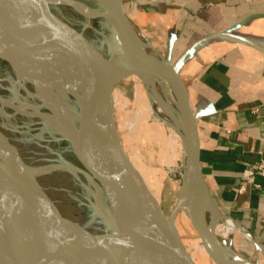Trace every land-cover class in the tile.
Returning <instances> with one entry per match:
<instances>
[{"label": "water", "instance_id": "water-1", "mask_svg": "<svg viewBox=\"0 0 264 264\" xmlns=\"http://www.w3.org/2000/svg\"><path fill=\"white\" fill-rule=\"evenodd\" d=\"M59 1L58 4L64 3L76 10H78L76 7H80L81 4L77 0ZM111 1V6L105 8L104 16L96 14L85 17L83 15L87 23L79 31L55 13L53 6L57 4L53 5L50 0H2L7 7L33 16L39 28L36 31H27L15 36L16 42L20 43H14L11 46L0 45V62L8 63L11 59L23 54L35 44L39 32H42L54 41V44L73 61L82 74L81 92L77 100L76 135L73 133L71 138H66L80 164L77 167L93 178L116 213L118 220L114 226L105 220V224L110 228V231L106 232L114 231L115 235L91 236L83 224H79L80 221L64 216L50 199L47 189L38 178L39 175H35L32 168L23 163L15 148L6 141L5 145L12 153L0 147L2 160L9 161L12 154V158L20 164L24 175L22 179H7L4 185L0 182V204L13 206L11 203L22 201L34 203L40 210L42 208L43 220L59 243L67 264H118L108 251L112 249L113 243L116 245L115 242L130 245L138 252L137 254L147 255L152 260L147 262L138 259L137 264H196L182 243L176 226L178 204L174 203L171 212L168 215L165 214L161 204L126 153L118 134L114 117V87L125 79L130 77L139 79V76L133 70L116 75L106 56L85 37L84 30L88 29L87 26L91 20L101 19L111 30L109 49H115L119 57L134 63L139 59H151L157 66L168 69L172 73L174 85L171 82L168 84L178 102L180 119L174 120L168 114L164 113V115L170 119L175 131L183 134L185 138L182 173L176 200L182 191L193 189L196 194L198 216L201 214L204 192L207 195L209 192L201 173L200 139L195 116L178 69L190 51L210 37H229L263 53L264 48L244 37L229 33L215 34L193 43L174 63L170 64L152 54L151 48L138 35L123 11L121 0ZM106 17H112V21L108 23L105 20ZM107 161L115 166L119 180L113 181L103 175L102 167L107 165ZM5 171L6 167L1 164V172ZM41 189L45 190V195ZM19 190L25 192V195H21ZM93 209L97 215L98 212L94 206ZM193 229L213 264H232L219 255L218 242L215 241L213 232L211 236H205L204 232L195 225ZM241 259L252 264L247 258ZM0 264H34L16 247L8 228L1 221Z\"/></svg>", "mask_w": 264, "mask_h": 264}, {"label": "crops", "instance_id": "crops-1", "mask_svg": "<svg viewBox=\"0 0 264 264\" xmlns=\"http://www.w3.org/2000/svg\"><path fill=\"white\" fill-rule=\"evenodd\" d=\"M121 6L143 40L153 43L141 34L139 22L146 20L167 48H179L174 61L193 43L221 33L264 48V0H121ZM178 73L195 116L209 196L248 233L247 239L231 233L249 243L246 253L264 263V179H257L259 189L239 191L243 171L264 159V53L229 37H210L190 51Z\"/></svg>", "mask_w": 264, "mask_h": 264}, {"label": "bare ground", "instance_id": "bare-ground-1", "mask_svg": "<svg viewBox=\"0 0 264 264\" xmlns=\"http://www.w3.org/2000/svg\"><path fill=\"white\" fill-rule=\"evenodd\" d=\"M50 2L58 3L60 1L50 0ZM111 2V0H108L107 8L111 6ZM84 6L86 7L85 4ZM105 20L110 23L112 17H106ZM38 28L36 19L33 16L7 7L2 3V0H0L1 46H11L14 45V43H20L16 42L14 39L15 36L21 35L20 33L27 31H36ZM102 32L105 33V31ZM97 34L100 36L103 35L101 32H97ZM105 36L107 37L106 33ZM107 39L109 40L108 37ZM34 43L35 44L23 54L6 63L7 71L5 73L0 71V89H7L12 95L10 99L0 96V110L5 114L9 111H14L27 118L39 119L46 125L57 129L64 137L71 138L73 133L76 135L77 115L74 116V120L70 122L69 117L71 112L67 109H63L61 104L63 100L67 101L72 98L78 100L83 76L73 61H71L70 58L54 44V41L44 33L39 32ZM109 51L110 54L107 61L116 75H121L128 70H133L138 74L142 85L150 97L151 104L154 106V108H150L153 112H155L154 110L156 109L160 114H168L171 119L175 120L178 118V115L173 111V102L164 94L162 89L163 86L160 82L162 78L167 81V84L169 82L173 83L172 73L168 69L157 66L151 59H139L134 63L119 57L116 50L113 48H110ZM42 108L48 110L49 113L41 112ZM63 110H65V113H63ZM67 114L69 116H67ZM169 124L172 126L170 121ZM177 134L180 137L179 140L184 150V135L180 132H177ZM0 147H4L9 153H12L5 145V140L1 135ZM11 155L12 154H10L9 161H3L0 152V173L2 174L0 182L3 185L7 183V179H22L24 175V173L21 172L20 164L15 158L13 159ZM1 164L6 167L4 173L1 172ZM56 166L54 167H56L58 171H68L72 176L78 179L85 177L88 182V189L91 188L93 190L90 196L98 214L90 224L84 221H80L79 224H83L86 231L91 236H114V231L108 233L103 230V227L105 225V220L114 226L117 223L118 217L105 198L100 187L93 181V178L77 166L69 164L62 156L58 157ZM32 170L35 175H39L38 178L40 181L42 180L40 174L43 172L47 173V169L39 170L32 168ZM102 173L113 181L119 180L118 172L110 161H107V165L102 167ZM19 192L21 195H25V192L22 190H19ZM41 192L45 195V190L41 189ZM195 200V191L193 189H186L181 192L176 202L179 206V210H182L185 217L190 221L191 227L193 228L195 225L200 228L205 236H211L213 232L215 234V241L218 242V253L227 262L232 264H248L244 259H241L243 256L238 255L236 251L228 247V242L224 239L228 238L227 236L229 233L233 232H237L248 238V233L242 229L239 223L221 212L213 204L210 196L207 195L206 192H204L203 195L200 216L197 215ZM11 204L13 206L0 204V221L8 228L20 252L27 255L34 264H67L60 250L59 243L54 239L51 229L43 220L41 211L44 210L42 208L40 210L37 205L30 202L18 201ZM44 209L47 210L46 208ZM183 220H185V218ZM218 234H221L222 238H219ZM213 242L214 241H212V243ZM115 243L116 245L113 243L112 249L108 251L118 264H137L138 259L147 262L152 261L147 255L141 253L137 254L138 252L130 245L122 244L121 242ZM256 253L262 257L260 249H256ZM250 262L252 264H261L259 260Z\"/></svg>", "mask_w": 264, "mask_h": 264}, {"label": "rangeland", "instance_id": "rangeland-1", "mask_svg": "<svg viewBox=\"0 0 264 264\" xmlns=\"http://www.w3.org/2000/svg\"><path fill=\"white\" fill-rule=\"evenodd\" d=\"M77 1L81 2L80 7H76L79 11L64 3L52 4H57L53 6L55 13L79 31L87 23L83 15L85 17H91L96 14L104 16L105 8L108 6V0H97L98 9L95 3L96 0ZM138 19L143 20L142 17ZM90 24L87 26L88 29L84 30L85 37L108 60L110 54L109 46L111 44H109V41L112 37L111 30L106 22L101 19H93ZM139 24L143 31V33L141 32L142 36H144V33L147 37L151 35L150 39L153 43H150L149 40H144L151 48L152 54L155 55V52H158L160 57L173 62L174 54L180 52L179 48L173 46L167 48L165 46L167 43H163V37L158 38L155 36V28L151 26L149 21L143 20ZM102 31H105L109 40ZM97 32H101L103 35L100 36ZM0 71L3 73L7 71L6 63L0 62ZM160 82L163 86L164 94L173 102V111L178 115L177 119H180L178 102L175 96L166 82L161 79ZM0 96L6 99L12 97L7 89H0ZM113 96L115 123L122 145L135 167L141 173L150 191L161 204L165 214L168 215L174 203L177 202L176 196L182 173L183 148L179 140L180 137L169 124L170 119L167 116L158 113L156 109L154 110L155 112L150 109L151 107L154 108V106L151 104L150 97L140 79L130 77L121 81L114 87ZM61 107L71 112L69 119L72 122L74 116L77 115V99L63 100ZM41 112L49 113L44 108L41 109ZM63 113H65V110H63ZM67 116L69 115L67 114ZM0 135L8 144L15 148L23 163L29 168L47 169V173L43 172L40 174L42 178L41 184L47 189L50 199L58 209L63 210L60 212L64 216L71 217L72 220L84 221L88 224L95 219L96 215L94 209H92L94 203L90 196L93 190L90 187L88 189L87 179L85 177L78 179L68 171H58L56 169L59 156H62L70 164L80 166L69 141L64 135L39 119L27 118L14 111H9L5 114L1 110ZM177 214L176 226L181 241L195 263L213 264L208 254L204 251L198 234L191 227L190 221L185 217L183 211L179 210ZM183 217L185 220H183ZM103 230L110 231L109 226L105 224ZM233 233L241 235L237 232ZM230 234L228 235L229 238H224L226 239L225 241L229 239V242L227 241L228 247L236 251L238 255L254 262L256 260L254 255L246 253L247 248L245 247H248L249 243H245L238 236L232 234L230 236ZM218 237L222 238L221 234H218ZM243 238L247 239V236H243Z\"/></svg>", "mask_w": 264, "mask_h": 264}, {"label": "built area", "instance_id": "built-area-1", "mask_svg": "<svg viewBox=\"0 0 264 264\" xmlns=\"http://www.w3.org/2000/svg\"><path fill=\"white\" fill-rule=\"evenodd\" d=\"M242 178L245 184L240 187V192H244L247 185L259 189L260 185L257 183V179H264V159H260L254 167L246 168L242 173Z\"/></svg>", "mask_w": 264, "mask_h": 264}]
</instances>
